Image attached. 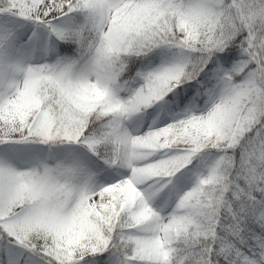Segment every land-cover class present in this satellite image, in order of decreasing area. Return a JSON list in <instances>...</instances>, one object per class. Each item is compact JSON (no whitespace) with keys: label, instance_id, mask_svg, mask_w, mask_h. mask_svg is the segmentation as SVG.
<instances>
[{"label":"snow or ice","instance_id":"1","mask_svg":"<svg viewBox=\"0 0 264 264\" xmlns=\"http://www.w3.org/2000/svg\"><path fill=\"white\" fill-rule=\"evenodd\" d=\"M0 264H264V0H0Z\"/></svg>","mask_w":264,"mask_h":264}]
</instances>
